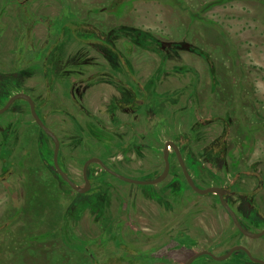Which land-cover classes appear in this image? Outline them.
Here are the masks:
<instances>
[{
	"label": "flooded vegetation",
	"instance_id": "1",
	"mask_svg": "<svg viewBox=\"0 0 264 264\" xmlns=\"http://www.w3.org/2000/svg\"><path fill=\"white\" fill-rule=\"evenodd\" d=\"M48 4L0 0V215H20L32 189L45 200L50 185L89 196L88 218L111 236L103 250L94 240L74 248L93 264H264V157L250 140L235 145L228 113L195 103L191 67L164 65L165 51L144 66L155 51L139 29L112 34ZM220 86L210 84L216 102ZM36 117L58 141L59 168L78 188L86 176L87 190L61 176ZM210 187L220 192L202 191Z\"/></svg>",
	"mask_w": 264,
	"mask_h": 264
},
{
	"label": "rangeland",
	"instance_id": "2",
	"mask_svg": "<svg viewBox=\"0 0 264 264\" xmlns=\"http://www.w3.org/2000/svg\"><path fill=\"white\" fill-rule=\"evenodd\" d=\"M41 1L50 3L44 10L48 13L64 7L65 15L76 13L80 20L112 34L121 33L125 26L139 29L145 49L153 46L155 51L145 54L144 66L153 65V57L163 51L168 54L164 65L190 66L188 81L198 87L197 101L210 113H228L237 133L235 145L241 146L237 140H250L255 145L253 157H264V0H120L112 12L97 13L94 7L109 5L110 0H30ZM177 42L181 45L172 46ZM197 50L209 56L216 74L209 73V62ZM216 80L222 82L217 102L210 90ZM238 118L243 123L238 125ZM69 127L64 125V129ZM70 147L77 154L81 145L68 144L63 149ZM45 189V200L42 188L36 194L32 189L21 204L20 215H0V264H93L87 253L79 254L74 248L94 240L103 250L111 246V236L88 218L89 196L76 198L66 188L58 195L50 185ZM20 190L12 191L16 206ZM2 199L0 195V211ZM73 206L83 212L77 220L70 212ZM123 236L135 238L134 234Z\"/></svg>",
	"mask_w": 264,
	"mask_h": 264
},
{
	"label": "water",
	"instance_id": "3",
	"mask_svg": "<svg viewBox=\"0 0 264 264\" xmlns=\"http://www.w3.org/2000/svg\"><path fill=\"white\" fill-rule=\"evenodd\" d=\"M36 119H37V121H38V123L43 127V129L47 132V133H49L52 137H53V139H54V144H55V150H54V162H55V165H56V167H57V169H58V171H59V173L61 174V176L73 187V188H75L76 190H78V191H85V190H87V188H88V181H87V179H86V176H85V180H86V184H85V187H83V188H78L68 177H67V175L59 168V166H58V164H57V149H58V141H57V139H56V137L54 136V134L53 133H51L39 120H38V118L36 117ZM91 160H95V159H90V160H88L87 162H86V164L88 163V162H90ZM167 168V167H166ZM187 177H188V179H189V176L187 175ZM191 184H192V182H191ZM211 190H214V191H217V192H220V190H219V188H217V187H210V188H208V189H205V190H202V191H211ZM250 235H253V234H250ZM253 236H256V235H253ZM195 256H193V257H191V259L190 260H192V258H194ZM190 260L186 263V264H188L189 262H190ZM258 261H260V260H258Z\"/></svg>",
	"mask_w": 264,
	"mask_h": 264
}]
</instances>
